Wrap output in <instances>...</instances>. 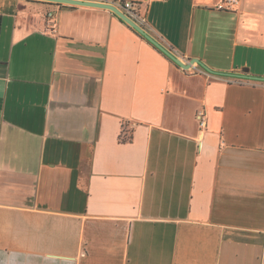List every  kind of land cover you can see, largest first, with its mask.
<instances>
[{"label": "crops", "instance_id": "0c3cea01", "mask_svg": "<svg viewBox=\"0 0 264 264\" xmlns=\"http://www.w3.org/2000/svg\"><path fill=\"white\" fill-rule=\"evenodd\" d=\"M130 1L199 63L101 8L0 0V264H264V81L203 68L264 78V0Z\"/></svg>", "mask_w": 264, "mask_h": 264}, {"label": "built area", "instance_id": "2783aa9c", "mask_svg": "<svg viewBox=\"0 0 264 264\" xmlns=\"http://www.w3.org/2000/svg\"><path fill=\"white\" fill-rule=\"evenodd\" d=\"M101 3H104L105 5L112 7L113 9L117 10L119 13L123 14L129 21H131L134 25H136L143 31L146 30L147 27L146 16L145 13L142 11L141 4L139 2L130 1V0H105V1H101ZM237 5H238V0H220L216 5V9L219 11H229L232 10ZM104 10L118 17L117 14L111 9H104ZM48 16L50 18L52 17L51 14H49ZM196 120L200 129L206 127V117H205V112L203 110L198 111L196 113ZM124 128L125 125H123V130L120 137L121 141H127L130 139V133L126 132Z\"/></svg>", "mask_w": 264, "mask_h": 264}, {"label": "water", "instance_id": "95a60500", "mask_svg": "<svg viewBox=\"0 0 264 264\" xmlns=\"http://www.w3.org/2000/svg\"><path fill=\"white\" fill-rule=\"evenodd\" d=\"M42 2H49V3H56V4H66V5H75V6H89V7H96L101 9H111L114 11L117 16L127 23L129 26H131L135 31H137L140 35H142L145 39H147L150 43H152L157 49H159L162 53H164L168 58H170L175 64H177L179 67H181L184 70H187L191 67V65L195 63H199L198 60L192 59L189 62L185 63L182 60H180L178 57H176L171 51H169L167 48H165L162 44H160L158 41L153 39L150 35H148L145 31L134 25L131 21H129L123 14L119 13L117 10L113 9L112 7H109L101 2H92V1H84V0H38ZM203 68L212 75L217 76H223V77H230V78H238V79H247V80H253V81H264V78L261 77H255V76H249L247 75V71H244L242 74H234V73H219L209 70L208 68Z\"/></svg>", "mask_w": 264, "mask_h": 264}, {"label": "trees", "instance_id": "16d2710c", "mask_svg": "<svg viewBox=\"0 0 264 264\" xmlns=\"http://www.w3.org/2000/svg\"><path fill=\"white\" fill-rule=\"evenodd\" d=\"M235 79H238V78H235Z\"/></svg>", "mask_w": 264, "mask_h": 264}]
</instances>
